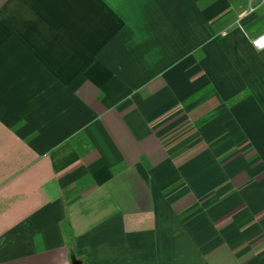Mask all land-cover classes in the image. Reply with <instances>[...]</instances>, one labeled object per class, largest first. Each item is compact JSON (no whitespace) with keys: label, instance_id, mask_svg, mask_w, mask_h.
Segmentation results:
<instances>
[{"label":"crops","instance_id":"obj_1","mask_svg":"<svg viewBox=\"0 0 264 264\" xmlns=\"http://www.w3.org/2000/svg\"><path fill=\"white\" fill-rule=\"evenodd\" d=\"M264 0H0V264H264Z\"/></svg>","mask_w":264,"mask_h":264},{"label":"built area","instance_id":"obj_2","mask_svg":"<svg viewBox=\"0 0 264 264\" xmlns=\"http://www.w3.org/2000/svg\"><path fill=\"white\" fill-rule=\"evenodd\" d=\"M253 46L257 49H264V35L253 41Z\"/></svg>","mask_w":264,"mask_h":264}]
</instances>
